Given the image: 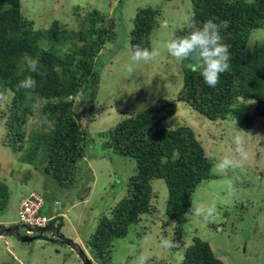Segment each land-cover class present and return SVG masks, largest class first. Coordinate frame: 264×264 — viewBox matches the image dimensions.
Returning a JSON list of instances; mask_svg holds the SVG:
<instances>
[{"label":"trees","instance_id":"16d2710c","mask_svg":"<svg viewBox=\"0 0 264 264\" xmlns=\"http://www.w3.org/2000/svg\"><path fill=\"white\" fill-rule=\"evenodd\" d=\"M190 1L192 16L174 37L187 35L193 20L198 24L213 18L216 23L228 21L221 36L231 46L230 70L221 74L220 82L212 88L198 70L188 66L189 61H182L183 86L178 101L213 123L231 117L240 130L249 133L258 118L264 120V42L249 45L254 30H264V0ZM80 17L76 29L59 20L47 29H36L23 15L21 0H0V92L4 93L0 120L5 125L4 142L14 152H26L24 160L31 164L43 161L42 172L62 189L74 187L76 167L85 159L101 69L107 63L105 52L117 37L115 19L107 13L95 9ZM162 18L160 9L138 10L129 35L131 51L137 45L152 49V35ZM24 53L39 57L40 71H46V77L35 76L22 66ZM28 75H34L37 87L17 91L16 85ZM5 101H9L7 106ZM38 101L44 102L41 113L48 128L36 132L28 126ZM150 106L100 134L102 146L133 159L137 172L126 185L127 197L108 215L102 214L86 242L95 264H110L114 241L125 239L133 225L153 214L152 184L157 179L164 180L168 190L165 216L177 222L173 242L179 241L180 247L170 250L184 249V214L192 206L196 189L217 178L212 174L216 160L195 131L181 123L176 128L165 126L177 112L176 103L157 99ZM9 199V187L0 180V216ZM45 206L42 214H46ZM59 218L50 225L60 232L59 225L54 224ZM181 264L225 262L208 241L194 237Z\"/></svg>","mask_w":264,"mask_h":264},{"label":"rangeland","instance_id":"374dc122","mask_svg":"<svg viewBox=\"0 0 264 264\" xmlns=\"http://www.w3.org/2000/svg\"><path fill=\"white\" fill-rule=\"evenodd\" d=\"M21 4L23 15L34 22L36 29H47L54 20L76 29L78 17L99 10L115 19L117 37L105 52L107 63L101 69L95 120L89 126L87 152L76 167L73 188H60L42 172L43 161L31 164L24 160L26 152H14L10 145H5V125L0 120V180L10 191L0 224H19L21 196L34 191L46 202L44 211L48 216H60V224H57L60 234L75 240L89 253L86 242L95 233L99 218L102 214L108 215L112 207L127 197L126 185L137 172L133 159L102 146L104 139L100 134L127 117L144 112L157 99H167L176 103L177 112L165 126L176 128L181 123L191 127L216 160L212 174L217 178L203 182L196 189L192 203L214 204L216 211L207 222L202 216L184 218V249L175 252L163 248L160 238L173 241L177 222L165 216L168 199L165 181L154 180L153 214L143 217L141 224L133 225L125 239L114 241L110 264H131L141 255L146 264H181L184 251L194 237L208 241L225 264H264V140L256 137L258 134L264 136V120L258 118L253 129L243 137L247 159L235 167L221 170L216 165L233 151V138L242 130L231 117L213 123L178 101L183 86L182 61L167 52L166 44L190 20L192 2L21 0ZM143 7L162 11L163 18L152 35V48H158L160 55L147 63H133L129 35L132 21ZM256 41L264 42V30L253 32L249 45L253 46ZM129 66L131 72L127 70ZM43 103L35 104V115L28 126L30 131L48 128L42 118ZM43 156L44 151L39 157ZM59 202L61 205H56ZM173 222L176 225L169 231ZM21 232L25 234L26 230L21 229ZM56 237L48 231L45 240L23 244L15 235H3L0 237V264H83L70 247L51 241L57 240Z\"/></svg>","mask_w":264,"mask_h":264},{"label":"clouds","instance_id":"9594fccd","mask_svg":"<svg viewBox=\"0 0 264 264\" xmlns=\"http://www.w3.org/2000/svg\"><path fill=\"white\" fill-rule=\"evenodd\" d=\"M228 24L229 22L226 20L216 23L215 18L209 19L202 24H198L195 20H193L188 25L189 31L187 35L174 37L167 42V52L177 61H189L190 63L188 66L193 70H198L204 82L209 87L215 88L220 82L221 74L230 70L231 46L224 43L223 37L221 36V29H226ZM159 55L160 50L158 48L154 47L149 50L148 48H142L141 46L137 45L134 47V50L131 53V61L133 63H139L141 61L147 63L154 60ZM23 65H26L29 72L33 73L35 76L44 78L47 75L46 71H40L42 66L38 56L32 57L28 53H24L22 56V66ZM127 70L131 72L132 68L129 66ZM34 75H28L19 81V83L16 85L17 91L21 89L34 90L37 87V80L34 78ZM3 96L4 93L0 92V98ZM247 134L248 133L246 132L239 131L234 136L232 141L234 145L233 151L229 155H226L216 165L217 168L224 170L230 167H235L243 160L247 159L243 140L244 135ZM256 137L260 140H264V136H260L259 134ZM56 205H61V203H56ZM215 211L216 208L214 204L192 205L188 211L185 212L184 216L186 219H188L190 216H202L207 222L211 217H213ZM54 216L57 218L60 217L59 215ZM58 222L60 221H57L56 224H59ZM175 225L176 223L173 222L168 230L171 231L172 227ZM49 227L52 226L49 225ZM53 229L58 231L55 228ZM53 234L55 235V233ZM51 241L54 242L55 240ZM160 245L166 249H171L174 247L179 248L180 242H173L171 239L162 236L160 238ZM87 254L91 259L90 254ZM131 264H146L145 257L141 255L134 259Z\"/></svg>","mask_w":264,"mask_h":264},{"label":"water","instance_id":"95a60500","mask_svg":"<svg viewBox=\"0 0 264 264\" xmlns=\"http://www.w3.org/2000/svg\"><path fill=\"white\" fill-rule=\"evenodd\" d=\"M21 229L28 230L29 233L25 232V234H23ZM48 231L55 233V235L58 236L59 242L61 244L70 247L78 255L83 264H94L85 250L78 243H75L74 240L60 235L59 231H55L52 227H29L20 223L17 225L0 224V236L9 234L15 235L23 244L32 243L36 240H45L46 238L44 233Z\"/></svg>","mask_w":264,"mask_h":264},{"label":"built area","instance_id":"2783aa9c","mask_svg":"<svg viewBox=\"0 0 264 264\" xmlns=\"http://www.w3.org/2000/svg\"><path fill=\"white\" fill-rule=\"evenodd\" d=\"M44 206L45 201L40 195L31 193L24 196L19 206L20 224L38 228L49 226L50 222L57 217L42 214ZM26 233H29V231L26 230Z\"/></svg>","mask_w":264,"mask_h":264},{"label":"flooded vegetation","instance_id":"af4514ba","mask_svg":"<svg viewBox=\"0 0 264 264\" xmlns=\"http://www.w3.org/2000/svg\"><path fill=\"white\" fill-rule=\"evenodd\" d=\"M46 233V232H45ZM45 233H44V235H45ZM53 234V233H52ZM54 235V234H53ZM54 237H55V235H54ZM57 238V240H55L54 242H59V239H58V237H56Z\"/></svg>","mask_w":264,"mask_h":264},{"label":"crops","instance_id":"0c3cea01","mask_svg":"<svg viewBox=\"0 0 264 264\" xmlns=\"http://www.w3.org/2000/svg\"><path fill=\"white\" fill-rule=\"evenodd\" d=\"M25 196V194L23 195V196H21L22 198ZM19 205H20V203H19ZM59 223V222H58Z\"/></svg>","mask_w":264,"mask_h":264}]
</instances>
